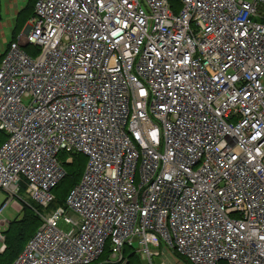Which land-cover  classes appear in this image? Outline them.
Masks as SVG:
<instances>
[{
  "label": "built area",
  "instance_id": "1",
  "mask_svg": "<svg viewBox=\"0 0 264 264\" xmlns=\"http://www.w3.org/2000/svg\"><path fill=\"white\" fill-rule=\"evenodd\" d=\"M178 1L36 0L0 62V214L24 185L40 220L13 264H264V0Z\"/></svg>",
  "mask_w": 264,
  "mask_h": 264
},
{
  "label": "trees",
  "instance_id": "2",
  "mask_svg": "<svg viewBox=\"0 0 264 264\" xmlns=\"http://www.w3.org/2000/svg\"><path fill=\"white\" fill-rule=\"evenodd\" d=\"M35 2L36 0H30L29 6L17 12L16 18L20 17L21 14L22 18L18 20L17 24L13 28L11 42L16 41L17 34L19 33L20 29L24 26L25 22L29 20L33 15V7L35 5ZM2 4V0H0V20L2 19ZM10 43L6 46L5 51L0 54V62L5 55L8 47L10 46ZM25 51L27 52L26 49ZM7 137V134L3 130H0V146L7 139ZM81 155L82 154H74L73 156H71V161H66V158H64L63 167L65 176L53 189L55 198L50 204L49 209L55 208L58 205H63L70 189L80 180V177L84 170V161ZM60 156L63 157L64 154ZM63 180L65 181L64 183H66V187L64 191L59 194L58 189L62 185L61 182ZM20 190L25 192V186L22 185ZM54 190H57V192H55ZM21 205V210L16 217L8 221L5 225H0L5 226V229L3 231H0L3 235L5 245L4 250L0 252V264H13L14 260L17 258V255L24 249L28 239L33 236L36 229L40 225V220L34 211V208L37 207L36 204L32 201H22ZM125 253L128 256V264H143L137 254L131 252L130 250H126V248Z\"/></svg>",
  "mask_w": 264,
  "mask_h": 264
},
{
  "label": "rangeland",
  "instance_id": "3",
  "mask_svg": "<svg viewBox=\"0 0 264 264\" xmlns=\"http://www.w3.org/2000/svg\"><path fill=\"white\" fill-rule=\"evenodd\" d=\"M9 2H11V4L13 5L12 7H10L9 3L6 2V0H2V19L0 20V30L2 32H4V35L1 34L0 36V51L6 48V46L11 42L12 40V32H13V28L14 26L17 24L18 20L20 18H22V14L20 15V17L16 18L17 16V11H20L21 9L26 8L27 6L30 5V0H8ZM171 2L173 3V6L176 8H179V1L178 0H171ZM35 6V5H34ZM33 13H34V7H33ZM32 17V16H31ZM28 20L25 22L24 26L20 29L19 33L17 34V37L19 35H21L22 33H25L28 31ZM5 39V40H4ZM25 49L27 50V52L32 55L35 56L39 53V50L37 49L36 46L34 45H28L27 47L25 46ZM0 54H2V52H0ZM67 155L64 154V156L62 158H65ZM83 161H84V166L83 169L86 165L87 162V158L85 155H81ZM65 181L63 180L61 183L62 185L60 186V188L58 189L59 194L62 193L66 187V183H64ZM64 183V184H63ZM55 192H57V190H54ZM19 195H22V197L24 198L25 202H31L30 199H28L26 197V195L24 194L23 191L20 190ZM6 199V193L5 192H0V207L3 205V202ZM13 200H11L1 211L0 214V221L3 219H6L8 221L12 220L14 217H16L19 214V211L16 210L15 206L13 205ZM28 204V203H27ZM59 227L61 230L67 232L70 230L71 225L68 223H65L63 220L60 222ZM5 229V226H0V231H3ZM1 244V242H0ZM151 251H155L157 250L156 247H151L150 248ZM21 251V250H20ZM22 252V251H21ZM20 252V253H21ZM20 253L18 255H20ZM17 255V257H18ZM105 255V254H104ZM153 260H157V258L154 256Z\"/></svg>",
  "mask_w": 264,
  "mask_h": 264
},
{
  "label": "crops",
  "instance_id": "4",
  "mask_svg": "<svg viewBox=\"0 0 264 264\" xmlns=\"http://www.w3.org/2000/svg\"><path fill=\"white\" fill-rule=\"evenodd\" d=\"M6 2L9 3L10 7L13 6V5L11 4V2H9L8 0H6ZM17 12H18V11H17ZM1 26H2V25H1ZM1 26H0V27H1ZM1 34L4 35V32H2V31L0 30V36H1ZM4 40H5V39H4ZM3 48H4V47H3ZM3 48H2V50H1L0 52H3V51H4Z\"/></svg>",
  "mask_w": 264,
  "mask_h": 264
}]
</instances>
